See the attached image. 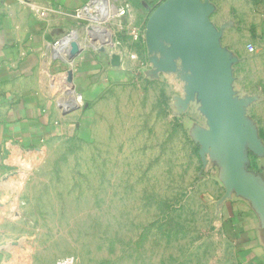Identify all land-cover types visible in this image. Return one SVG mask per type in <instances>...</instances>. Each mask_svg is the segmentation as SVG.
I'll return each instance as SVG.
<instances>
[{
	"label": "rangeland",
	"instance_id": "rangeland-1",
	"mask_svg": "<svg viewBox=\"0 0 264 264\" xmlns=\"http://www.w3.org/2000/svg\"><path fill=\"white\" fill-rule=\"evenodd\" d=\"M91 13L77 17L82 33H71L87 48L80 54L103 44L92 34L102 27L100 16ZM135 20L122 31L128 15L106 22L139 60L130 58L133 77L116 79L107 92L94 135L17 155L1 182L0 264H249L217 215L213 170L199 177L201 160L187 130L204 118L195 104L179 118L172 114V97L182 89L171 76L161 86L144 82L145 40L135 33L147 20ZM63 49L51 52L62 63L53 78L62 101L80 55L70 61ZM261 86L258 78L254 93L264 96ZM249 112L264 135V100Z\"/></svg>",
	"mask_w": 264,
	"mask_h": 264
},
{
	"label": "crops",
	"instance_id": "crops-1",
	"mask_svg": "<svg viewBox=\"0 0 264 264\" xmlns=\"http://www.w3.org/2000/svg\"><path fill=\"white\" fill-rule=\"evenodd\" d=\"M37 1L51 6L52 12L46 19L39 18L18 0H0V184L12 172L17 155L55 141L93 136L107 92L116 79L133 77L128 70L130 58L116 67L106 51L84 50L71 69L72 82L63 83L72 84L83 95L85 103L65 111L66 93L62 101L53 90V78L63 69L62 63L51 55L50 45L79 24L74 14L89 0ZM161 1L123 0L120 3L130 6L129 19H136L141 25ZM215 3L217 9L212 20L217 25L232 22L224 31L223 43L241 58L236 66L239 90L254 93L258 78L264 86V0H215ZM144 82L162 85L161 80L144 79ZM260 89L264 92L262 86ZM212 179L214 194L220 198L224 188L217 179ZM220 215L221 225L234 234L242 258L249 264H264V251L247 204L238 199L228 200Z\"/></svg>",
	"mask_w": 264,
	"mask_h": 264
},
{
	"label": "water",
	"instance_id": "water-1",
	"mask_svg": "<svg viewBox=\"0 0 264 264\" xmlns=\"http://www.w3.org/2000/svg\"><path fill=\"white\" fill-rule=\"evenodd\" d=\"M216 9L215 0H163L152 8L145 25L148 67L143 72L150 80L172 76L181 85L182 92L172 97L174 116L197 106L204 123L191 121L187 133L201 160L199 177L210 168L224 188L216 201L217 215L228 200L247 204L264 251V137L249 112L263 95L236 88L241 58L223 43L232 22L217 25L212 20ZM71 45L76 58L82 49L75 41ZM110 59L120 67L123 50Z\"/></svg>",
	"mask_w": 264,
	"mask_h": 264
},
{
	"label": "built area",
	"instance_id": "built-area-1",
	"mask_svg": "<svg viewBox=\"0 0 264 264\" xmlns=\"http://www.w3.org/2000/svg\"><path fill=\"white\" fill-rule=\"evenodd\" d=\"M20 3L28 6L31 10H33V12H35V14L41 18V19H46L49 15L50 12H52V8L51 6H48L47 4H41L39 1L37 0H18ZM116 1V0H114ZM94 2V0H89L87 2V4H85L82 8H79L76 10L75 12V16L77 17H81L84 13L85 10H87V8ZM109 6L108 7H104L102 10L99 9V12L97 16H100L98 18V22L102 25L103 28H106L111 35V38L108 39H104L103 38V44H99L98 47L94 48V50L99 51L101 50V48H105L108 49L109 52H107V54L109 56H111L113 53L118 52L120 49L123 50L124 52V59L123 61L129 57L131 59H133L134 61H138L139 60V55L137 53L135 54H130L131 52L127 50V48L124 47L123 42L121 41V39H119L116 36V33L118 30H116L114 27L111 26H107L106 22L109 21V18L112 17H122L124 15H128L130 13V6L126 5L125 3L121 4L119 3L118 5H114L113 2H111V0L109 1ZM97 20V19H96ZM121 25H120V29L119 30H128L131 27V20L126 23L123 24L122 21ZM75 30H78L82 33L81 27L78 25L70 28L68 30V32L65 33V35L63 37H61L60 39H58L57 41H55L54 43H52L50 45L52 51L54 52V54H56V49L58 48L59 44L64 41L68 36L71 35V33ZM87 30V28H86ZM86 30H85V36H86ZM140 31L137 32V34L135 33V38H139V34L140 37H142L143 40H145V28L142 29V33H141V29L139 28ZM140 32V33H139ZM249 50H252L253 47L251 45L248 46ZM129 55V56H128ZM66 100H65V106L64 109L65 111H68L70 108L73 107H81L84 105L85 101L83 98V95L81 93H79L75 87H73V85L71 84V87H67L66 89Z\"/></svg>",
	"mask_w": 264,
	"mask_h": 264
},
{
	"label": "bare ground",
	"instance_id": "bare-ground-1",
	"mask_svg": "<svg viewBox=\"0 0 264 264\" xmlns=\"http://www.w3.org/2000/svg\"><path fill=\"white\" fill-rule=\"evenodd\" d=\"M109 1L110 0H94V2L87 8V10L84 11L83 15L85 16L86 14H90L92 12V10L94 12H99V9L102 10L104 7L109 6V4H108ZM94 12H92L91 14H93ZM94 30H97V31H94ZM94 30H92V32H93L92 34H98L101 37V40H103V38L108 39V40H109V38H111L110 32L107 29H104L103 27H99V28L97 27ZM73 40L74 39L72 38V34H71L64 41H62L60 44L61 45L60 48L61 49L64 48L63 50L66 52L67 57L70 61H73V59H74L73 58V55H74L73 48L71 45ZM75 42H77V41H75ZM67 79L69 80V78H66L67 84H70L71 82H69Z\"/></svg>",
	"mask_w": 264,
	"mask_h": 264
},
{
	"label": "trees",
	"instance_id": "trees-1",
	"mask_svg": "<svg viewBox=\"0 0 264 264\" xmlns=\"http://www.w3.org/2000/svg\"><path fill=\"white\" fill-rule=\"evenodd\" d=\"M262 132V131H261ZM262 136L264 137L263 133H262ZM197 149V148H196ZM198 154V153H197Z\"/></svg>",
	"mask_w": 264,
	"mask_h": 264
}]
</instances>
